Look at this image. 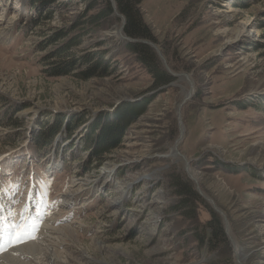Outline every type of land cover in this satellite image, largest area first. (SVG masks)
<instances>
[{
	"label": "rangeland",
	"instance_id": "obj_1",
	"mask_svg": "<svg viewBox=\"0 0 264 264\" xmlns=\"http://www.w3.org/2000/svg\"><path fill=\"white\" fill-rule=\"evenodd\" d=\"M45 1L0 0V224L38 226V238L7 246L0 260L10 247L21 258L17 248L34 242L47 243L41 253L60 250L41 264H264V0H141L152 38L123 28L131 40L119 34L125 16L109 0L102 26L70 49L106 51L108 67L78 63L55 75L44 69L47 55L84 3ZM135 39L153 43L173 76L168 84L151 88L150 72L124 45ZM136 102L143 110L116 144L90 153L82 138L89 126ZM55 116L81 119L30 152L33 135ZM173 174L221 211L199 193L227 248L198 246L195 222L212 217L202 203L190 214L167 210L178 197ZM37 252L19 264L36 263Z\"/></svg>",
	"mask_w": 264,
	"mask_h": 264
},
{
	"label": "trees",
	"instance_id": "obj_2",
	"mask_svg": "<svg viewBox=\"0 0 264 264\" xmlns=\"http://www.w3.org/2000/svg\"><path fill=\"white\" fill-rule=\"evenodd\" d=\"M33 1L39 3L46 2L45 0ZM96 1L97 0H82L84 8H82L77 15L76 24L70 30L68 27H64L63 32L65 34L60 35L57 40H55V43L57 44L53 46L54 48L49 55H47V59L44 64L45 71L50 75L67 72L72 67L78 65V63L88 65V69L102 65L105 69L108 67L109 64L107 63H109V59L103 58L106 51L97 52V50H92V52L89 51L81 54H74V52H71L70 50L71 47H74L79 43L85 34L101 27L103 20H105L112 12L109 0H101L103 2L102 8L98 12L88 14V11L94 7ZM114 1L116 9L125 16L123 28L124 32L128 36L133 38H152V34L150 33L148 26L141 18L138 6L141 0ZM65 2L66 1H63L61 5H64ZM50 10L51 9L45 10L40 13V15H36L37 19H39V16H42L41 14L43 13L49 17L51 13ZM32 18L33 14L29 18L31 23ZM28 25L29 23L27 24V27ZM73 30H77L76 33H72ZM69 33H71V35L68 36ZM60 38L63 39L60 41L58 40ZM64 38H66V40H64ZM124 45L127 47V50L133 53L136 61L143 64L150 72L152 76L151 88H158L163 84H168L172 80L173 76L160 65L156 52L149 44L141 41L140 39H135L134 41L126 42ZM42 47L43 46H40V48ZM93 60L94 62H92ZM90 63H92V65H90ZM88 69L87 71L90 73V70ZM84 74L85 72L77 73V75ZM142 107H144L143 102L128 103L126 105V109L124 110L125 113H122L119 117L116 118V116L110 114V116L104 115L101 118L96 119L94 123L89 126L87 134L82 137L90 144V153L94 154L95 157H100L101 154L110 150L111 147L116 144L113 140L116 141L117 137L121 134L122 129L125 128L129 121H132V119L143 110ZM80 119L81 116H69L66 118L63 116H55L50 123H45L41 128H39L40 133L38 132L36 135L33 133L34 135L29 149L32 152H35V154L38 151L43 149L45 150L44 147L53 141L57 132H63L70 129L67 133L71 134L73 125H76ZM6 120H8L7 122H10L13 119H9L8 117ZM97 128L99 129L97 130ZM173 177L174 178L172 180L178 197L172 205H169L167 210L177 214H190L194 213L197 206L195 204L197 202L202 203L211 212L212 217L205 223L196 224L195 222L197 227L193 230V235L197 239L198 246H205L208 250L218 249L221 246L227 248L226 236L217 214L209 208L202 196H200V194L191 186L189 179L183 178L179 174H173Z\"/></svg>",
	"mask_w": 264,
	"mask_h": 264
},
{
	"label": "bare ground",
	"instance_id": "obj_3",
	"mask_svg": "<svg viewBox=\"0 0 264 264\" xmlns=\"http://www.w3.org/2000/svg\"><path fill=\"white\" fill-rule=\"evenodd\" d=\"M7 209H10V207L7 208ZM25 210H27L29 212L30 205H28V204L23 205L22 206V211L24 212ZM27 213H26V215H27ZM30 214H31V212H29V215ZM10 225L11 224L9 222H5L3 225H0V236L8 238V236L11 234V228L9 227ZM63 226L58 227V228L61 229ZM55 241H57V239H55ZM55 241L54 240L50 241L48 243L49 246H50V244L53 246ZM30 244L33 245L32 248H31ZM46 244L47 243H45V245H38V244H35L34 242H30V243H27V244H24V245L18 247L17 250L22 255L21 258H18L15 255H13V253L16 250H15L14 247H10L7 250V254H4L2 259L0 260V264H19L26 257L30 258L32 253L37 252V251L38 252L36 253V255L38 254V256H37L38 260H37L36 263L29 262V263H23V264H41L40 262L43 261V260H46L47 262H49V261L55 262V259L57 260V258L60 256V250H58L56 248H54V249L51 248L50 250H53V252H51V253L42 252L41 253V251H40L41 249L46 248V247L48 248V246H46ZM23 247H25V249ZM23 262H25V261H23ZM51 264H56V263H51Z\"/></svg>",
	"mask_w": 264,
	"mask_h": 264
},
{
	"label": "snow or ice",
	"instance_id": "obj_4",
	"mask_svg": "<svg viewBox=\"0 0 264 264\" xmlns=\"http://www.w3.org/2000/svg\"><path fill=\"white\" fill-rule=\"evenodd\" d=\"M9 227L11 228V234L8 236L6 242H0V252L5 251L7 246L19 245L28 240L38 238L36 236L38 231L36 224L10 225Z\"/></svg>",
	"mask_w": 264,
	"mask_h": 264
},
{
	"label": "water",
	"instance_id": "obj_5",
	"mask_svg": "<svg viewBox=\"0 0 264 264\" xmlns=\"http://www.w3.org/2000/svg\"><path fill=\"white\" fill-rule=\"evenodd\" d=\"M122 18H123V16H122ZM123 20H122V24H121V27L119 28V34L120 35H122V37L123 38H125V39H129L128 37H126L125 35H124V32H123ZM129 40H131V39H129ZM145 41V40H144ZM146 42H148V41H146ZM148 43H150L152 46H154L153 45V43H151V42H148ZM180 130H181V128H180ZM181 133H182V130H181ZM176 146V145H175ZM175 152L176 153H179L177 150H176V147H175ZM180 154V153H179ZM182 156V158L184 159V156L183 155H181ZM197 190L199 191V193L205 198V199H207L208 201H210L211 202V204H212V207L214 208V210H216L217 212H221L217 207H215V205H214V203L211 201V199L210 198H208L207 196H205V195H203L201 192H200V189L199 188H197ZM225 224H226V221H225ZM232 240V239H231ZM233 241V240H232Z\"/></svg>",
	"mask_w": 264,
	"mask_h": 264
}]
</instances>
